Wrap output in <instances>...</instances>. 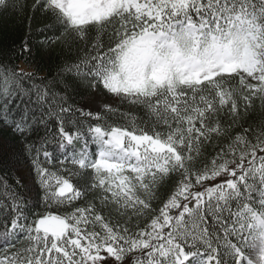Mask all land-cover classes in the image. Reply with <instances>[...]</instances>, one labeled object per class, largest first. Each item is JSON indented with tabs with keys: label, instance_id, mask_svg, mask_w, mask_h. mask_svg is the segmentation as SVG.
<instances>
[{
	"label": "snow or ice",
	"instance_id": "snow-or-ice-1",
	"mask_svg": "<svg viewBox=\"0 0 264 264\" xmlns=\"http://www.w3.org/2000/svg\"><path fill=\"white\" fill-rule=\"evenodd\" d=\"M0 18V264H264V0Z\"/></svg>",
	"mask_w": 264,
	"mask_h": 264
},
{
	"label": "trees",
	"instance_id": "trees-1",
	"mask_svg": "<svg viewBox=\"0 0 264 264\" xmlns=\"http://www.w3.org/2000/svg\"><path fill=\"white\" fill-rule=\"evenodd\" d=\"M43 27V22L37 20L33 24V28L36 31H39ZM28 35V29L26 25H21L18 20H13L11 18H0V48H5L11 46V41L20 42L25 39ZM42 39V37H41ZM34 42H36L34 40ZM59 56V49L52 53L51 57L44 55L40 61V67L43 68V71L39 75H44L49 69L55 72V61ZM15 63L19 66L20 69H23L25 72H31L34 69L26 64L23 60H16ZM123 110V109H122ZM139 115V113H136Z\"/></svg>",
	"mask_w": 264,
	"mask_h": 264
}]
</instances>
